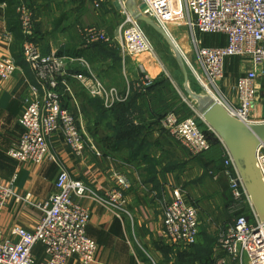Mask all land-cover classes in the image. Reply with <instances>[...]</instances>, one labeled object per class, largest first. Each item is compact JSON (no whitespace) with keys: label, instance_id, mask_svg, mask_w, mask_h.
I'll use <instances>...</instances> for the list:
<instances>
[{"label":"crops","instance_id":"obj_1","mask_svg":"<svg viewBox=\"0 0 264 264\" xmlns=\"http://www.w3.org/2000/svg\"><path fill=\"white\" fill-rule=\"evenodd\" d=\"M18 1L0 0V58H12L17 65L10 79L0 84V179L6 186L12 187L16 197H26L33 205L48 201L55 192L54 180L58 170L51 161L40 164L20 163L8 155V151L16 146L23 131L18 123L24 108L23 98L28 95L31 87L37 84L34 74L22 58L21 47L26 39L23 43L17 40L12 31L14 28L9 25L10 16H14L15 12L12 7ZM21 1L32 9L35 30L41 31L38 34L33 31L38 46L47 49L50 54H56L63 47H68L71 51H75V56L83 57L89 62H87L88 68L89 64L93 68V72H90L88 68L79 64H71L66 80L72 91L70 103L75 110L77 125L88 140L83 155L74 157L58 134H54L48 141L50 152L59 157L72 180L82 182L99 194L119 188L118 177H123L127 183L123 193L131 218L118 219L88 199L78 200L90 210L86 235L97 246L95 261L91 264H202L200 253L205 251L209 252L210 264H238L220 250L215 241L218 229L232 220L227 209L230 202L228 179L224 174V168H214L218 154L223 158V154L227 151L225 145L219 139L221 149L215 151V157L199 159L203 154L196 156L193 168L184 152L176 147V141L163 131L157 122L161 115L170 111L179 119L191 116L194 108L191 102L196 101L190 97L188 91L194 95L199 94L192 89L190 82L188 80L186 82L182 75V94L184 95L185 92L186 95H181L167 75H160L165 71L156 53L154 56L140 55L123 59L119 40L118 43L109 41L103 46L99 45L101 43L93 45L83 43L79 29L84 26L106 28L111 37L113 32L119 30L115 28L116 26L109 25V17L113 14V3L118 0H104L99 9L92 8L93 5L89 6L88 3L80 9H75V18L68 27H66L67 19L65 20L67 15L63 11V0ZM178 16H182L180 9ZM173 24L176 23H170L168 33L170 30L174 33L177 31L178 27ZM186 31L191 36L187 28ZM194 37L206 48L222 47L226 43L225 37L218 34L197 33ZM61 56L73 57L67 54ZM184 63L190 73V76L187 75L188 79L192 77L197 88H200L191 70L192 68L200 74L197 61L195 65L184 57ZM248 68V62L237 57L228 58L225 62L224 77L218 86L220 85L221 96L232 107L236 106L234 84ZM75 70H80L82 74L93 73L104 82L103 84L113 85L121 94L126 91L128 81L132 84L143 72L149 74L154 84L148 91L137 93L131 89L127 100L119 103H126L130 96L137 97L133 109L127 114V121L134 127L135 133L131 136L120 135L115 139L117 121L114 119L110 122L106 121L101 127L102 138L98 137L99 148L94 138L90 136V130L94 127L92 118L83 116L80 100L75 97L76 92L87 94L80 83L70 76L74 75ZM260 72L263 74L258 75L257 78L258 98L252 114L254 118L252 120L256 122L264 120L257 117V113L264 116V64L261 65ZM162 78H167L169 81H165L163 85L160 82ZM87 106L89 108L90 105ZM114 106L105 110H111ZM110 117L109 115L108 118ZM102 142L104 143L101 145ZM115 143L119 146H112ZM184 165L185 167L181 169L180 167ZM202 165L214 170L210 173L212 183L208 186L207 192L201 193L203 197L201 201L211 206V211H209L210 207L208 210L202 209L190 196L187 186L194 181H189L188 185L184 183V176L193 172L196 174ZM174 189L181 191L186 204H192L197 209L199 231L196 247L192 249L172 245L163 235V202L172 199ZM226 212L230 217L228 220ZM35 224V209L28 203L23 205L15 197L7 200L0 215L2 239L15 241L11 235L13 228L32 230ZM32 256L35 264H45L46 255L41 244L36 243L33 246ZM67 264L81 263L75 257H71ZM242 264L249 262L244 258Z\"/></svg>","mask_w":264,"mask_h":264},{"label":"built area","instance_id":"obj_2","mask_svg":"<svg viewBox=\"0 0 264 264\" xmlns=\"http://www.w3.org/2000/svg\"><path fill=\"white\" fill-rule=\"evenodd\" d=\"M103 1L91 0V3L94 9H99ZM118 2L121 3L123 16L118 30L122 58L154 56L153 47L140 24L129 16L124 1ZM140 4L144 5L142 14L168 35L166 24L173 22L174 15L176 19L182 18V23L191 33L195 58L201 72L199 74L191 70L202 93L213 96L230 116L246 125L264 123V120L256 122L251 119L253 105L258 98L257 78L263 74L260 67L264 64V0H140ZM177 6L181 17L174 12ZM15 12L22 35L25 38L26 35L30 36L34 27L32 9L19 0ZM197 33L223 35L226 43L222 47H203L194 37ZM79 34L86 45L102 43L105 38L104 32L93 26L82 27ZM231 57L245 60L249 65L234 84L235 107L225 102L218 91V84L224 77L225 62ZM22 58L34 74L37 84L23 98L24 108L18 119L23 131L8 155L20 163L51 161L58 172L54 180L55 192L48 201L33 205L26 197H16L12 187L6 186L0 179V215L11 197L23 205L28 203L36 210V224L32 230L21 227L12 229L11 235L15 241L2 239L0 231V264H35L32 248L36 243L44 249L45 264H67L71 257L81 264H91L95 261L97 246L86 235L90 210L78 200L88 199L118 219L131 218L123 193L127 186L126 180L118 177L119 188L99 194L70 178L59 157L50 152L48 142L54 134H58L74 157L83 155L88 140L78 127L73 113L62 107V98L66 93L72 95L66 82L69 65L79 64L88 68V63L83 57L42 54L39 46L31 41L23 43ZM16 68L12 58H0V84L10 79ZM72 77L88 95L99 98L106 109L125 102L131 89L143 93L154 84L149 74L143 72L121 94L116 88L103 85L93 73L74 74ZM158 124L193 157L208 152L211 147L205 131L190 117L179 119L170 111L158 120ZM255 164L264 184V142L255 152ZM224 166L231 193L227 209L232 220L218 232L217 245L238 264H242L244 258L249 264H264V223L251 225L241 210L246 189L228 151ZM162 224L163 235L170 244L189 248L196 243L199 231L197 209L185 203L179 189L173 190L170 201L163 202Z\"/></svg>","mask_w":264,"mask_h":264},{"label":"rangeland","instance_id":"obj_3","mask_svg":"<svg viewBox=\"0 0 264 264\" xmlns=\"http://www.w3.org/2000/svg\"><path fill=\"white\" fill-rule=\"evenodd\" d=\"M85 4H87V5L90 4L89 6H92L91 0H63V6H64L63 11L67 15L66 27H68V25H70L72 23L73 19L75 18V11L74 10L80 9V7L85 5ZM92 8H93V6H92ZM121 13H122L121 3L116 1L115 4L113 3V14L109 17V19H110L109 25L110 26H116L115 28H117V29L120 28V26L123 22V17L121 15ZM173 17H174L173 23H176L173 25H175V27H178V29L175 33L169 29L170 30L169 33L171 35L170 38L173 41L176 49H173L169 45V43L167 42L166 39H164L162 36H160L159 34L154 32L152 29L146 27L144 24H140V26H141V29L143 31V34L145 35L146 39L149 41V43L153 47L154 52L156 53V55H158L162 65L164 67L165 72L161 73L160 75H167L171 79L172 83L175 85L174 87H176L178 89V91L181 93V95H183L182 94L183 93V91H182V86H183L182 85L183 84L182 75L183 74H182V71L179 67L177 60H176V55L178 54L181 57V59L183 60V63H184V57H186L190 63H194L195 65H197V64H196V58H195L194 49H193L194 47H193V44L191 41V36L186 31V27L182 23L183 22L182 18L176 19V15H174ZM170 23H172V22H169L166 24L167 29L171 26ZM34 29H35V26L33 27V31H34ZM101 29L105 34V38H104V41L101 44H99L100 46L106 45L109 41H113L115 43H118L117 41H118V37H119V31L117 29H116L117 32H115V33L113 32L112 37L108 34V31H106L107 30L106 28H101ZM47 36H48V38H51L49 35H47ZM25 39H26L25 42H30V41L36 42V41H33L35 39L33 32L30 36L26 35ZM40 50L43 54H48L50 52V51H46L47 49H43L41 47H40ZM85 61L88 62L86 59H85ZM184 65H185V63H184ZM185 68H186V65H185ZM83 70H85L86 73L88 72L86 69H83ZM88 70L90 72H93V68L90 64H89ZM186 71L188 74L189 72H188L187 68H186ZM78 73L82 74L80 70H78V71L75 70L74 74H78ZM83 75H84V73H83ZM188 75L190 76V73ZM70 76H74V75H70ZM165 81H169V80H167V78L166 79L162 78V81H160V82H161V84L164 85ZM188 81L190 82L192 89L195 90L197 94H199L201 96H208L205 93H202V90L200 88H197L192 77H189ZM101 83L103 84L104 82H101ZM103 85H105L107 87H111V86L114 87L113 85H107V84H103ZM130 85H132V84L130 81H128L126 83V88ZM219 89H220V85L218 86V91H219ZM146 91H148V90H146ZM184 95H186L185 92H184ZM88 96L91 97L92 100L99 101L101 103L102 108L105 109L103 107L102 101L99 100V98H93L90 95H88ZM220 96H221V94H220ZM132 97L133 96H130L129 98H132ZM223 100L225 102H227L224 98H223ZM191 103H192V106L194 108H193V111L191 112L190 118H192L195 121L197 126L202 131H205L208 138L210 139V143L212 144V146L210 147V150L208 152H206L205 154H203L201 157H199V159H201V158L202 159H208V158L213 157V156L215 157V151H218L220 148V146H219L220 145L219 144L220 138L211 128H208V126H206L203 123V121L200 119L199 111H198V107H199L198 103L197 104H196V102H194V103L191 102ZM255 103H256V101H255ZM255 103L253 105V108L256 107ZM115 105H117V104H115ZM103 113H104L103 111H100L92 117V123L94 124V127H92V129H93L92 133H94V134L92 135L90 133L91 135L90 134L89 135L92 136L94 138V140L96 138L95 137L96 135L99 138H102V133H101L102 125L104 126L106 124V121L110 122L112 119L111 117L106 118L107 116H105V118L103 119ZM251 113L253 114L254 112L252 111ZM257 117H261L262 119L264 118L263 114H261V113H257ZM249 118H250V116H249ZM251 119H254L253 116L251 117ZM176 147L179 150L184 152L186 159H188L191 162V165L194 168L195 167V165H194L195 164V158H197V157H193V156L189 155L187 150L183 146L178 144L177 142H176ZM217 154H218V152H217ZM225 154L226 153L223 154V158L219 157V154H218V156H217L218 161L215 163L214 168H216V169L222 168L223 169L225 167L224 166ZM237 162L239 164V167L241 168L242 176H243V180H244V186L246 189V197H244L243 202L241 203V210L247 216V219L249 220V223L251 225H256L257 223L262 224V223H264V193L262 192V189L259 186V184L256 183V175L253 174L254 179H255V182L253 183L251 177L247 173L245 161L242 158H238ZM250 162H251V157H250ZM183 167H185V165L181 166L180 168L182 169ZM213 171L214 170H212L211 168L209 169L207 166L202 165L196 174L193 172L191 175L189 173V174H186V176H184V178H185L184 183L185 184L188 185L189 181H192V180L194 181L192 183L194 185L189 184L187 186V188L190 191V196L204 210H208V207L211 208V206H207L203 200L201 201V199L203 198L201 195L204 192H207L208 186L212 183V182H210V176H211L210 173ZM228 189H229V184H228ZM229 193H230V189H229ZM211 210H212V208L209 209V211H211ZM228 213L226 212V215H227L226 219L227 220L230 219L229 215H231L230 213L228 215ZM226 226L227 225L221 226L218 229L217 233L215 234V241L217 240L218 232L222 231ZM196 243H197V241H196ZM205 244L208 247V243H206V240H205ZM194 247H196V244L194 245ZM244 262H245V260H244Z\"/></svg>","mask_w":264,"mask_h":264},{"label":"water","instance_id":"obj_4","mask_svg":"<svg viewBox=\"0 0 264 264\" xmlns=\"http://www.w3.org/2000/svg\"><path fill=\"white\" fill-rule=\"evenodd\" d=\"M124 6L129 16L134 21L139 24H144L146 27L152 29L166 39L173 49H176L170 36L150 18L142 14L144 5L140 4V0H124ZM176 60L184 79L187 82L188 74L183 60L178 54L176 55ZM188 93L190 97L198 103L200 119L218 135L221 142L225 145L242 180L243 176L241 168L237 162L238 158H242L245 161L246 171L251 177L253 183L255 182L253 174L256 175V183L259 184L264 193V184L261 174L255 164V152L260 143L264 142V123L259 125H246L230 116L217 101L215 102L211 99V96L194 95L190 91H188Z\"/></svg>","mask_w":264,"mask_h":264},{"label":"trees","instance_id":"obj_5","mask_svg":"<svg viewBox=\"0 0 264 264\" xmlns=\"http://www.w3.org/2000/svg\"><path fill=\"white\" fill-rule=\"evenodd\" d=\"M15 5H16V3H14V5L12 7L13 12L15 11ZM15 13L16 12H14V16L13 15L10 16L9 25L11 24V26L14 28V29H12V31H13L15 37L17 38V40H19L20 42L22 41V43H23L25 38L21 34L20 24H19V21H18V16ZM65 20H66V18H65ZM34 26H35V20H34ZM34 32L36 34H38L41 31L35 30ZM33 41H35V40H33ZM225 42H226V40H225ZM74 52L75 51H71L68 47H63L56 54L58 56L65 55V54L75 56L76 54ZM21 53H22V47H21ZM66 80H67V78H66ZM75 97L80 100V106L82 108L83 116H86L88 119L92 118L94 115H96V113H98L100 111H103L104 112L103 113V119L105 118V116H107L106 118H108L109 115H110L112 119H114L115 121H117L118 127L116 128V134L114 135L115 139L119 138L120 135L126 136V134H128L129 136H131L133 133L136 132L135 129H134V127H132L128 123V121H127V114H128V111L130 109H133V107H134V101H135V99L137 97L130 98L129 101H127L124 104H117L111 110H105V109H103L102 106H101V103L99 101L92 100V98L89 97L85 92H76L75 93ZM63 98H64V100H63ZM63 98H62V107L63 108H66L67 110H69L70 112H72L73 115L75 116V113H74L75 110H74L73 106H71V103H70V101H71L70 95L66 93V94L63 95ZM87 105H90L89 108H88ZM163 115H161L158 118V120ZM158 120H157V122H158ZM92 132H93V129L90 130V133L93 135L94 133H92ZM95 137H96L95 138V142L97 143V145H99V148H100V144L98 143V136L96 135ZM103 143L104 142H102L101 145ZM118 144H119V142H118ZM118 144L115 143L112 146H115V145L117 146ZM211 146H212V144H211ZM245 217L247 219V216L246 215H245ZM247 221L249 222L248 219H247ZM194 245L191 246V247H189L188 249H192L194 247ZM199 252H201V251H199ZM208 254H209V252H206V251L204 253H202V252L200 253V255H202V258H201V263L202 264H210L209 255Z\"/></svg>","mask_w":264,"mask_h":264},{"label":"bare ground","instance_id":"obj_6","mask_svg":"<svg viewBox=\"0 0 264 264\" xmlns=\"http://www.w3.org/2000/svg\"><path fill=\"white\" fill-rule=\"evenodd\" d=\"M175 13L179 14V7L177 6L174 10ZM211 98L216 102V100L211 96Z\"/></svg>","mask_w":264,"mask_h":264}]
</instances>
